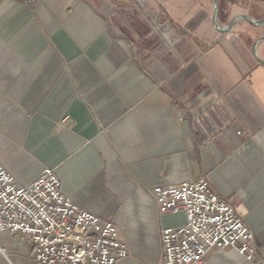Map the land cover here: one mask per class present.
Wrapping results in <instances>:
<instances>
[{"label":"crops","instance_id":"obj_1","mask_svg":"<svg viewBox=\"0 0 264 264\" xmlns=\"http://www.w3.org/2000/svg\"><path fill=\"white\" fill-rule=\"evenodd\" d=\"M215 2L0 0V164L19 186L53 170L117 228L116 264L158 263L185 215L161 213L152 190L201 179L256 253L202 264H264V0ZM22 242L0 234V264H27Z\"/></svg>","mask_w":264,"mask_h":264},{"label":"built area","instance_id":"obj_2","mask_svg":"<svg viewBox=\"0 0 264 264\" xmlns=\"http://www.w3.org/2000/svg\"><path fill=\"white\" fill-rule=\"evenodd\" d=\"M152 196L161 213L185 215L183 226L161 232L156 264H202L213 249H232L247 262L255 257L253 233L205 179L158 186ZM3 233L29 242L27 264H116L129 254L114 224L79 209L62 194L58 177L47 168L29 185L19 186L0 164Z\"/></svg>","mask_w":264,"mask_h":264},{"label":"rangeland","instance_id":"obj_3","mask_svg":"<svg viewBox=\"0 0 264 264\" xmlns=\"http://www.w3.org/2000/svg\"><path fill=\"white\" fill-rule=\"evenodd\" d=\"M30 248H31V246H30L29 242L27 240H24V242H22L21 246L16 249V252L22 256L27 257V256H30Z\"/></svg>","mask_w":264,"mask_h":264},{"label":"water","instance_id":"obj_4","mask_svg":"<svg viewBox=\"0 0 264 264\" xmlns=\"http://www.w3.org/2000/svg\"><path fill=\"white\" fill-rule=\"evenodd\" d=\"M213 1H214L215 5H216V2H215V0H213ZM242 19H243V20H246V19H245V18H243V17H242ZM235 21H236V19H235V20H233V22H235ZM246 21H247V20H246Z\"/></svg>","mask_w":264,"mask_h":264}]
</instances>
